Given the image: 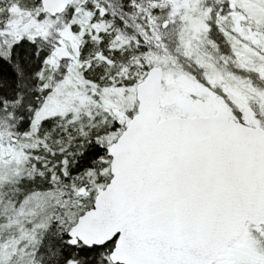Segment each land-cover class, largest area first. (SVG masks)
I'll list each match as a JSON object with an SVG mask.
<instances>
[{
  "label": "snow or ice",
  "instance_id": "6c2138e0",
  "mask_svg": "<svg viewBox=\"0 0 264 264\" xmlns=\"http://www.w3.org/2000/svg\"><path fill=\"white\" fill-rule=\"evenodd\" d=\"M0 264H264V0H0Z\"/></svg>",
  "mask_w": 264,
  "mask_h": 264
}]
</instances>
